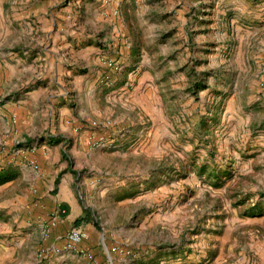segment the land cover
Here are the masks:
<instances>
[{
    "label": "rangeland",
    "instance_id": "rangeland-1",
    "mask_svg": "<svg viewBox=\"0 0 264 264\" xmlns=\"http://www.w3.org/2000/svg\"><path fill=\"white\" fill-rule=\"evenodd\" d=\"M89 1L58 0L54 11L67 21L61 14L70 9L72 21L87 23L83 5ZM115 1H101L111 12L102 16V41L92 45L98 55H87L88 67L81 71L95 75L97 102L116 115L129 98L123 88L148 69L160 124L155 131L143 122L127 130L103 119L81 125L73 119L74 103L61 100L58 95H66L59 89L52 96L34 93L28 116L22 101L33 84L9 77L18 70L42 73L45 62L35 59L44 55L45 41L33 33L1 52L0 264H264V56L258 21L243 18L233 27L226 13L215 21L220 0H175L168 19L162 0L158 12H142L143 4L155 7L153 0H120L119 6ZM59 131L70 139L55 137ZM81 133L91 154L64 152ZM58 142L64 143L61 150ZM48 146L52 163L39 171ZM78 158L83 206L97 223H67L68 230L89 225L85 254L71 253L75 259L69 263L41 258V249L65 234L43 242L42 220L51 214L44 219L31 195L47 191L54 174H64L66 162ZM21 192L31 194L19 210L15 198ZM25 215H32L29 226ZM8 254L15 260L8 261Z\"/></svg>",
    "mask_w": 264,
    "mask_h": 264
},
{
    "label": "crops",
    "instance_id": "crops-1",
    "mask_svg": "<svg viewBox=\"0 0 264 264\" xmlns=\"http://www.w3.org/2000/svg\"><path fill=\"white\" fill-rule=\"evenodd\" d=\"M101 1L102 0H90L89 3H84L83 12L86 14L88 13L90 18L87 23H81L76 22L74 15H70V9H66L67 11L65 10L64 13L61 14V16L68 15L69 19H67V21H62V19L59 18L58 16L60 15L54 11V8L57 7L58 0H0V54H2L1 52L3 51L9 52L11 44L23 43V41L27 39V36L33 33H35V35L41 34L42 40H44V44H46L44 55H40L35 59V62L42 59L45 62L43 65L44 71H42V73H39L37 69L31 73H26L24 70L18 73V70L13 72L14 74L11 73L13 74L12 76L8 75L10 76L9 79L11 80L17 77L21 79L23 83L27 84V87H29L30 83L33 84V86L29 88L30 92L26 94L22 101L24 106L29 109L27 112L28 116L33 115V108L30 100L36 98L37 95H34V93H38L39 91L50 92L52 96L53 93L59 89L60 93L64 92L66 95L63 97L62 94L58 95L61 100L74 103L75 113L71 111L70 114L73 113L72 115L75 116L73 118L74 121L81 123V125H83V122L87 123L90 120L96 119L99 121L103 119L108 123L112 121L117 122L120 125L119 128L127 130L143 122V124H147L148 130L155 131L160 123L155 112L157 102L153 92L154 82L151 77V72L148 69L144 70L143 76L132 83H127L123 88V91H127V96L129 98H126V102L121 104V113L116 115H114L115 112L109 108L102 110L99 102H97L95 98L96 84L93 78L95 75H90L87 71H81L82 68L88 67L83 59H86L89 54L99 53L97 51L98 48H95V46L98 42L102 41V37L104 36V33L102 34L105 30L103 25L104 18L102 16H106L111 12L110 10L109 12L107 11L108 9L104 7ZM118 1L120 0L115 1L116 6L120 5ZM255 1L256 0H220L218 6L214 10L215 14L212 18L215 21H219L220 15L226 13L227 16L230 15L231 19L229 20L233 27L235 25H240V21L243 18L246 20L251 19L253 21H258L256 24L258 29L256 31L259 34L262 47L259 49V54L264 56V0ZM149 3L153 4L155 7H152L150 4H143L145 10L142 12H146L147 10L150 12H158V0H153ZM161 4H164V9L162 11L165 17L167 16V19L171 18L173 14L172 9L175 8L177 4L176 1L162 0ZM249 4L251 5L250 9L248 8ZM244 5L246 7L243 8ZM73 18H75L74 21H72ZM31 22H33L34 26H32ZM135 24L138 26L139 21ZM17 27H19L20 30H18ZM34 27L36 28L35 31ZM83 40L87 42L90 41L89 43H85L82 47L78 46V43H81ZM6 45L7 50H5ZM2 46L3 48H1ZM98 60L99 57L96 58V63ZM41 82L42 86H39L38 84ZM70 91L72 95H69ZM85 92H88V96L84 95ZM67 96L70 97V100H67ZM85 103L89 104V109L86 108L84 105ZM59 124L63 130H65L62 119ZM55 137L66 138L67 135L59 131L55 134ZM67 139H70V137H67ZM87 139V136L82 133L72 136L71 140H68V143L63 148V151L65 152V148H69L77 156H87L85 152L91 154L86 145ZM152 140V135L151 137H147V142ZM63 144L64 143H57L60 150ZM132 147H134V145ZM130 150L132 152L134 149L128 148L127 152L129 151V154L135 156L134 152L130 153ZM47 152L48 154L45 157L46 160L43 158L39 159L37 162V167H39L37 169L39 171L48 170L52 163V151L49 146L47 147ZM146 154L150 155L151 153ZM81 164L82 160L80 158H78L77 162L74 161V163L71 164L67 161L63 168L67 170L64 174H60V172L56 175L54 174L53 185H51L47 191H41L40 193L37 192L36 195H31L32 200L38 203L36 207L41 208V214H43V218L45 217L44 219L59 209L65 210L66 216H64V214L58 216V221L53 229L55 232H52V235L57 233H59V235L65 234L69 229L67 223L69 224L72 221L75 222L79 218H86L88 224L91 223L95 225L97 223L94 212H87L86 208L83 206L81 194L83 184L80 180L81 173L77 171ZM52 192L55 193L53 194ZM30 194L28 192L26 194L21 192L16 195L15 200L17 209L22 210L25 207L24 201ZM26 212H28L27 209ZM31 220L32 215H25L23 223L29 226V222H32ZM80 227L87 229L89 225H87V227ZM87 231L89 232L88 229ZM40 234L42 237V233ZM52 245H54V243ZM86 246L87 243L84 244L82 248H86ZM43 248L50 249L48 246ZM8 251H10V249H8ZM71 253L75 252L62 255L48 252L47 257L51 256L55 259L58 257L69 263L71 260L75 259V256H72ZM9 256L10 254H8V261L15 260Z\"/></svg>",
    "mask_w": 264,
    "mask_h": 264
},
{
    "label": "built area",
    "instance_id": "built-area-1",
    "mask_svg": "<svg viewBox=\"0 0 264 264\" xmlns=\"http://www.w3.org/2000/svg\"><path fill=\"white\" fill-rule=\"evenodd\" d=\"M106 65L114 71H120L121 67L117 63H106ZM89 145H95V142L90 141ZM60 214H65L64 209H59L58 211L51 214L48 220L42 221V239L46 243L52 237V232L56 223L58 221V216ZM90 240V234L87 229L83 227L73 228L68 230L63 237H61L58 242L50 247L42 248L40 251V257L46 258L48 252H53L56 255H62L69 252H75L77 254H85L84 248L82 246Z\"/></svg>",
    "mask_w": 264,
    "mask_h": 264
},
{
    "label": "trees",
    "instance_id": "trees-1",
    "mask_svg": "<svg viewBox=\"0 0 264 264\" xmlns=\"http://www.w3.org/2000/svg\"><path fill=\"white\" fill-rule=\"evenodd\" d=\"M79 224V221L77 222V225Z\"/></svg>",
    "mask_w": 264,
    "mask_h": 264
}]
</instances>
